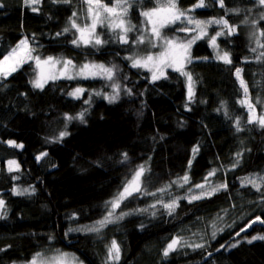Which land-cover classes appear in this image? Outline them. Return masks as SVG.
Here are the masks:
<instances>
[{"label": "trees", "instance_id": "trees-1", "mask_svg": "<svg viewBox=\"0 0 264 264\" xmlns=\"http://www.w3.org/2000/svg\"><path fill=\"white\" fill-rule=\"evenodd\" d=\"M102 2L112 6L115 0ZM130 3L125 20L135 28L127 33V43L105 20L95 35L106 43L96 45L93 38L92 44L77 46L72 41L80 34L71 28L70 18L81 27L91 24L85 0H0V60L23 39L29 41L33 57L41 59V67L33 59L0 77V198L5 202L0 211V264L65 252L76 253L83 264H264V240L248 243L253 236H264V127L249 122L236 75V69H242L255 114L264 115V59H256L264 48L251 35L264 30V7L256 0H224L223 8L219 0H205L206 7L193 9L198 0H177L179 9H193L186 16L203 21L222 17L236 26L231 35L222 25L204 26L207 35L193 45L191 62L184 64L193 78L189 99V82L180 71L168 69L152 81V71L134 67L133 60L157 56L167 47L165 39L182 43L199 30L181 31L195 28L182 18L161 28L156 41L142 12L163 6L165 0L159 5L157 0ZM237 8L243 11H228ZM246 18L249 23H242ZM253 20L258 21L255 26ZM219 31L225 34L217 38L218 44L230 54L231 64L217 59L210 45ZM141 37L143 43L138 42ZM259 39L264 43V37ZM49 56L61 63L43 64ZM64 60L74 66L67 73L76 74L61 76ZM84 64L113 68V78L81 75ZM42 71L58 78L37 88L33 81ZM113 85L118 86V98L110 102L117 94ZM76 88L84 91L78 97L69 95ZM61 132L68 135L58 139ZM12 158L19 169L7 167ZM140 165L146 169L141 191L113 210L112 223L70 238L61 233L62 226L68 235L95 226L111 209L106 202ZM185 174L186 184L178 180ZM197 184L204 189L194 187ZM222 184L227 186L210 196L191 199ZM16 186L25 187L27 194L13 193ZM174 200L177 205L169 213L164 205ZM121 213L131 217L116 219ZM177 237L180 246L165 256L164 249ZM113 240L120 247L118 261L108 259ZM237 241L235 248L229 247ZM194 244L203 247H191Z\"/></svg>", "mask_w": 264, "mask_h": 264}, {"label": "snow or ice", "instance_id": "snow-or-ice-1", "mask_svg": "<svg viewBox=\"0 0 264 264\" xmlns=\"http://www.w3.org/2000/svg\"><path fill=\"white\" fill-rule=\"evenodd\" d=\"M41 0H25V4H38ZM56 2H68V0H56ZM159 5V0H157ZM85 3L88 5L87 7V14L91 18V25H85L84 27H81L76 23V21L72 18H70L71 21V28H75L79 32L78 39H74L72 43L74 45L79 46L80 43H83L84 45L92 44L94 36V43L96 45H100L102 43H106V41H102L98 35H95L97 25H104L105 20L108 21L107 26L115 31L117 29L120 30L122 35H120L119 39L127 43V33L130 31H133L135 28L134 25H131L129 21L125 20V17L128 15L129 9L132 6L130 3V0H115L114 3H112V6H109L106 3H103L102 0H85ZM257 5L264 7V0H256ZM220 6L223 8L225 7L224 0H219ZM205 0H198V3L193 6L194 8L197 7H206ZM193 9H185L181 10L178 8L177 0H165V4L163 6H158L156 8L147 10L142 12V15L147 18L148 23L152 25L151 32L152 34L160 38L161 32L160 29L163 28L167 24L175 23L178 20H181L184 18L186 22L190 25H195V28H183L181 31H196L199 30L200 34L197 36H194L192 40H189L186 44L184 43H176L172 39H165V44L167 47L165 50L161 53H159L157 56L148 55L146 58H138L133 60V66L134 67H145L149 68L152 71L153 79H159L161 76L164 75V69L165 68H174L176 71H180L182 75L186 76L188 79V90H189V99L192 98L193 95V78L192 75L189 72L184 71V64L190 63V54L189 49L196 40L203 38L207 35L205 31L206 25H222L224 29L227 30V33L229 35L236 32V26L230 25L228 20L224 18H213L207 21L198 20L195 19L193 16H186V12H191ZM33 11H37V8H33ZM228 11H231L233 13H239L243 11L242 9H228ZM73 17H75L77 14L73 13ZM260 19L264 20V12L260 13ZM242 23L247 24L249 23L248 19L246 18ZM253 26H255L258 21L253 20L251 21ZM69 28H65L64 31H69ZM225 33L223 31L216 32L214 36L211 37V44L213 47H217L216 39L219 36L224 35ZM59 35V33H58ZM253 37H256V44L259 48H264V43L260 42L259 37H264V30H261L259 32V35L257 36V33L253 32L251 34ZM139 43H143L144 39L143 37L140 38L138 41ZM253 52L257 51V48L251 49ZM33 49L29 46L28 40L24 39L21 40L20 43L16 46V48L12 49L8 55H5L2 60H0V77H7L11 73L17 71V69L22 66L23 64L27 63L29 60H35L37 67H41V59L39 56L33 57L32 55ZM217 59L223 60L226 64H231L232 60L230 57V54L228 52H224L223 55H220L217 53ZM206 59V58H205ZM257 60L264 59V52H261L257 57ZM61 63V61L56 60L54 57H47L46 60L43 61V64L50 65L51 67H55V64ZM69 66L72 65L71 60H64L63 61V70L61 72V75H67ZM74 67V66H73ZM242 69L237 68L236 69V75L240 79L241 87L244 90L245 93V99L241 101V104H246L247 108L249 110V122H256L261 127H264V115L257 116L255 114V105L249 100L248 98V86L246 82L243 80L241 76ZM87 74V76H98V75H104L107 79L111 80L114 75L113 68L105 67L104 65L100 64H84L79 69V74ZM58 77L55 74H49L44 75L43 71L41 72L40 76L33 81V84L37 88H43L44 83L47 82V80H55ZM73 78V77H69ZM115 89H117V94L112 95L109 97L110 102L115 101L118 98V86L113 85ZM84 89L82 88H76L73 92L69 93V95L72 96H79ZM130 91V90H129ZM99 95L100 93H96ZM257 103H260V100H257ZM83 113H80L78 118L83 120ZM68 119H73V117H68ZM237 131H240L239 127V119H237ZM68 135L67 132H61L59 134V138H63L64 136ZM10 144H15V141H9ZM23 145L16 144V147H22ZM198 151L197 148L193 149V152L195 153ZM45 155V154H42ZM240 156V153H237V157ZM125 160H127V154H124ZM239 163V160L236 161L232 166L236 167V164ZM15 161H9V165H14ZM189 166H191V161H189ZM18 167V165H17ZM11 170V167H10ZM146 171L145 167L143 165L138 166L137 170L134 172L132 179L127 181L122 190L119 191L111 201H107L106 204L111 205V209L108 210L107 215L104 216L101 220L96 222L97 226L89 227L85 229L89 232H99L104 226H106L107 223L112 222L113 217V210L120 207L121 202H123L128 197L132 196L134 193H139L141 191V177L144 175V172ZM215 174V170L210 172L208 176H212ZM247 183L252 184L254 187H258L259 185L255 180L247 179ZM178 180H182L185 184L189 181V176L185 174L183 177L178 178ZM261 180H264V177H261ZM208 177H205V183H207ZM173 183H177V181H173ZM170 186V185H169ZM183 186V185H181ZM227 185H218L216 187H213L210 189V191H203L200 196H192L191 199H201L204 196H210L214 194L215 192L219 191L220 188H224ZM194 187L204 189V184H197ZM24 192H27L28 190H23ZM34 191V189H33ZM158 191H163V189H158ZM191 191V188L189 189ZM18 194H23L18 193ZM151 195H154V193H151ZM4 201L0 200V209L4 207ZM177 205V202L171 201L168 204H165L164 207L169 210V213L171 211H174L175 207ZM6 215V213H3ZM124 215H127V213H121L120 216L116 217V219L123 218ZM256 220L259 221L260 217H256ZM79 230V229H77ZM72 231V229H70ZM220 231H223V229H220ZM241 231H244V229H241ZM240 233H237L239 235ZM213 238H215L216 233L213 232ZM264 240V236L258 235L253 236L250 240H248V243H252L253 240ZM181 238L177 237L171 240V242L167 245V247L164 249V255L168 256V254L176 249L177 246H180ZM239 244V241H237L236 244H231L229 247L235 248ZM191 247L194 248H201L203 247L202 244H194L191 245ZM221 247H224V245H221ZM67 254H62V256H66ZM40 254H37V257H34L33 260L30 262V264H38V257ZM108 259L113 261H118L120 259V247L117 244L115 240L112 241L111 246L108 249ZM40 264H43V261H40ZM60 264H66L65 261H61ZM82 264V262H81Z\"/></svg>", "mask_w": 264, "mask_h": 264}, {"label": "rangeland", "instance_id": "rangeland-1", "mask_svg": "<svg viewBox=\"0 0 264 264\" xmlns=\"http://www.w3.org/2000/svg\"><path fill=\"white\" fill-rule=\"evenodd\" d=\"M92 22V21H91ZM91 25V24H90ZM200 33H198V34H196L195 36H197V35H199ZM214 36V35H213ZM194 37V36H193ZM193 37L192 38H190L189 40H192L193 39ZM94 38V36L92 37V39ZM218 38V37H217ZM155 39H156V41H157V37H155ZM189 40H187V41H185V42H182V43H184V44H186ZM199 40V39H198ZM198 40H196L194 43H192V45H191V47H190V49H189V54H190V52H191V49H192V47H193V45L198 41ZM211 42V41H210ZM28 43H29V41H28ZM216 44H217V47H213L212 46V44H210L213 48H214V51H215V53H216V57H217V53H219L220 55H223V53H224V51H222L221 49H220V46H219V44H218V41H217V39H216ZM29 46L31 47V45H30V43H29ZM8 55V54H7ZM32 55H33V52H32ZM34 56V55H33ZM141 58H143V57H141ZM144 58H146V57H144ZM30 61V60H29ZM21 67V66H20ZM81 67V66H80ZM168 69H174V68H171V67H169V68H165L164 69V75L163 76H161L160 78H162V77H164L165 76V74L167 73V70ZM62 70H63V67L61 68V70H58L60 73L62 72ZM12 74V73H11ZM10 74V75H11ZM74 74H76V72L75 71H72V72H70V73H67V75H61L62 77L63 76H72V75H74ZM86 74V73H85ZM10 75H8V76H10ZM87 75V74H86ZM7 76V77H8ZM92 77V76H91ZM159 78V79H160ZM156 80H158V79H156ZM156 80H154L153 79V75H152V81H156ZM21 145V144H20ZM9 161H15V164L14 165H9ZM17 165H18V167H17ZM7 167L10 169V167H11V170H17V169H19V167H20V164H19V162H18V160L17 159H15V158H12V159H9L8 161H7ZM141 183H142V177H141ZM18 191V188H15V190H14V192H17ZM200 194H198L197 196H199ZM0 200H2L1 198H0ZM0 211H2V209H0ZM124 217H131V215H126V216H124ZM114 221V219L112 218V222ZM112 222H110V223H112ZM110 223H107L106 225H108V224H110ZM95 226H97L98 227V225H95ZM84 231H86V230H79L78 232H76V233H74V234H71V235H67L68 237H70V236H74V235H77V234H79V233H81V232H84ZM61 232L63 233V234H65V231H64V229H63V226H62V228H61ZM62 254H67L66 256H62ZM62 254H55V255H48V256H44V257H38L37 259H38V264H40V261H43V264H60V262L61 261H65L66 262V264H81V260H80V258L78 257V255L76 254V253H74V252H65V253H62ZM33 259H31V260H29V261H24V262H16V263H14V264H30V262L32 261ZM83 264V263H82Z\"/></svg>", "mask_w": 264, "mask_h": 264}, {"label": "bare ground", "instance_id": "bare-ground-1", "mask_svg": "<svg viewBox=\"0 0 264 264\" xmlns=\"http://www.w3.org/2000/svg\"><path fill=\"white\" fill-rule=\"evenodd\" d=\"M24 40V39H23ZM15 188H18V191L17 192H14V190H15ZM25 187H23V186H16V187H14L13 189H12V192L13 193H15V194H18V193H23V194H20V195H24V194H27L26 192H24L23 190H25L24 189ZM62 233V232H61ZM63 234V233H62ZM63 235H65L67 238H70V237H72V236H70V237H68L67 235H66V232H65V234H63Z\"/></svg>", "mask_w": 264, "mask_h": 264}, {"label": "water", "instance_id": "water-1", "mask_svg": "<svg viewBox=\"0 0 264 264\" xmlns=\"http://www.w3.org/2000/svg\"><path fill=\"white\" fill-rule=\"evenodd\" d=\"M258 222L257 221H255V222H252V224L251 225H256Z\"/></svg>", "mask_w": 264, "mask_h": 264}]
</instances>
